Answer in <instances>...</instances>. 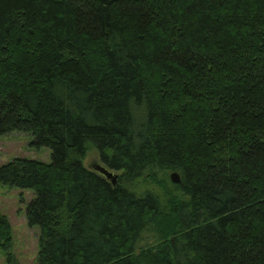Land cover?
I'll list each match as a JSON object with an SVG mask.
<instances>
[{
    "label": "trees",
    "instance_id": "1",
    "mask_svg": "<svg viewBox=\"0 0 264 264\" xmlns=\"http://www.w3.org/2000/svg\"><path fill=\"white\" fill-rule=\"evenodd\" d=\"M13 132L52 149L0 165L37 264H264V0H0Z\"/></svg>",
    "mask_w": 264,
    "mask_h": 264
},
{
    "label": "rangeland",
    "instance_id": "2",
    "mask_svg": "<svg viewBox=\"0 0 264 264\" xmlns=\"http://www.w3.org/2000/svg\"><path fill=\"white\" fill-rule=\"evenodd\" d=\"M32 133L13 132L0 135V165L16 157L34 158L46 162L52 160V149L48 146L40 148L34 145ZM101 163L100 152L92 149L88 152L85 164ZM107 166V165H106ZM116 173L118 171L114 170ZM151 183H143L142 189ZM35 197V191L0 183V209L10 219L13 226L14 246L11 255L0 247V264H37L39 255L40 227L30 226L27 219L28 204Z\"/></svg>",
    "mask_w": 264,
    "mask_h": 264
},
{
    "label": "water",
    "instance_id": "3",
    "mask_svg": "<svg viewBox=\"0 0 264 264\" xmlns=\"http://www.w3.org/2000/svg\"><path fill=\"white\" fill-rule=\"evenodd\" d=\"M90 169L96 171L97 173L103 175L106 177L113 185L117 183L118 179V173L113 171L111 168L108 166L101 164V163H95L93 165L88 166ZM170 178L171 181L174 183H180L181 182V175L178 171H172L170 173Z\"/></svg>",
    "mask_w": 264,
    "mask_h": 264
},
{
    "label": "flooded vegetation",
    "instance_id": "4",
    "mask_svg": "<svg viewBox=\"0 0 264 264\" xmlns=\"http://www.w3.org/2000/svg\"><path fill=\"white\" fill-rule=\"evenodd\" d=\"M95 164V163H94ZM90 165H93V164H90Z\"/></svg>",
    "mask_w": 264,
    "mask_h": 264
}]
</instances>
